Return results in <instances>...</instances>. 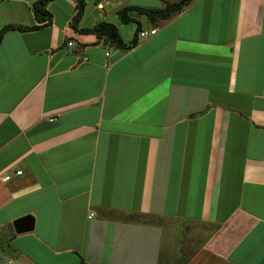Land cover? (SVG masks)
<instances>
[{
	"label": "crops",
	"instance_id": "1",
	"mask_svg": "<svg viewBox=\"0 0 264 264\" xmlns=\"http://www.w3.org/2000/svg\"><path fill=\"white\" fill-rule=\"evenodd\" d=\"M36 1L0 0V31L40 26L0 43V264H264V0L133 13L157 32L130 49L79 30L129 43L120 10L180 0H85L76 28Z\"/></svg>",
	"mask_w": 264,
	"mask_h": 264
},
{
	"label": "trees",
	"instance_id": "2",
	"mask_svg": "<svg viewBox=\"0 0 264 264\" xmlns=\"http://www.w3.org/2000/svg\"><path fill=\"white\" fill-rule=\"evenodd\" d=\"M53 0H39L34 3L33 11L37 18L39 19H46L48 22L50 21L52 15L47 10L48 4ZM76 2V10L77 13L74 17V25L75 28L77 24L80 22L84 11H85V0H74ZM193 0H180L176 3H169L163 8H144V7H127L119 11V18L122 24H130L135 23L137 25L136 32L134 38L129 43H125L120 35L119 29L116 25L108 23V22H101L97 26L93 28H86L80 29L79 32L81 33H93L96 34L99 38H104L119 48L122 49H130L137 45L139 33L142 31L141 23L131 17V14L136 13L140 16L146 17L151 22H155L158 19H166L170 17L175 12H178L185 6L186 4L192 2ZM40 26H22V25H7L0 31V43L4 35L10 30H17L20 32L32 31L39 29ZM82 264H85L84 261Z\"/></svg>",
	"mask_w": 264,
	"mask_h": 264
},
{
	"label": "water",
	"instance_id": "3",
	"mask_svg": "<svg viewBox=\"0 0 264 264\" xmlns=\"http://www.w3.org/2000/svg\"><path fill=\"white\" fill-rule=\"evenodd\" d=\"M13 228L17 234L32 232L35 228V218L32 215H26L13 222Z\"/></svg>",
	"mask_w": 264,
	"mask_h": 264
},
{
	"label": "built area",
	"instance_id": "4",
	"mask_svg": "<svg viewBox=\"0 0 264 264\" xmlns=\"http://www.w3.org/2000/svg\"><path fill=\"white\" fill-rule=\"evenodd\" d=\"M156 32H157V29H152V30H150V31H141L140 33H139V37L140 38H143V39H145V38H148L149 36H152V35H155L156 34ZM70 46L72 45V43H70L69 44ZM22 172L21 171H18L17 172V175H20ZM10 176H6L5 178H4V181H8V180H10Z\"/></svg>",
	"mask_w": 264,
	"mask_h": 264
},
{
	"label": "rangeland",
	"instance_id": "5",
	"mask_svg": "<svg viewBox=\"0 0 264 264\" xmlns=\"http://www.w3.org/2000/svg\"><path fill=\"white\" fill-rule=\"evenodd\" d=\"M124 27H134L133 24L125 25Z\"/></svg>",
	"mask_w": 264,
	"mask_h": 264
}]
</instances>
